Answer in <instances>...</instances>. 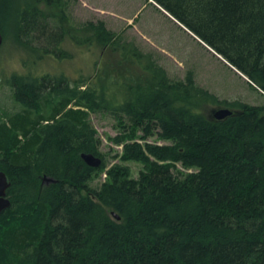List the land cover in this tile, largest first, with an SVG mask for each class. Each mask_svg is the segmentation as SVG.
I'll list each match as a JSON object with an SVG mask.
<instances>
[{"label":"trees","instance_id":"obj_1","mask_svg":"<svg viewBox=\"0 0 264 264\" xmlns=\"http://www.w3.org/2000/svg\"><path fill=\"white\" fill-rule=\"evenodd\" d=\"M153 1L264 92V0ZM35 2L17 10L16 38L45 35L39 4H65ZM82 29L86 41L120 55L98 84L42 75L11 82L28 111L0 125V171L11 180L0 264H264V107L220 101L192 74L170 80L103 21ZM204 102L233 115L209 118ZM92 112L118 122L110 139L123 151L110 168ZM84 153L101 167L88 166ZM126 162L144 166L138 179ZM101 173L105 181L91 186Z\"/></svg>","mask_w":264,"mask_h":264},{"label":"rangeland","instance_id":"obj_2","mask_svg":"<svg viewBox=\"0 0 264 264\" xmlns=\"http://www.w3.org/2000/svg\"><path fill=\"white\" fill-rule=\"evenodd\" d=\"M62 2L65 3L63 10L39 4L41 9L47 11L43 17L44 36L39 37V33L31 34L29 31L30 35L26 37L24 31L16 38L14 33L19 30L15 23L17 10L21 7L23 14L26 7L35 6L36 2L2 0L4 11L0 18V29L8 37L0 47V125L16 114L28 111L15 100V91L11 86L14 76L38 78L42 75L54 80L64 76L70 83L92 79L98 84L97 77L101 70L115 69L120 55L101 47L96 41L88 42L85 39L87 34L82 27L89 22L99 21L105 22L109 30L120 34L123 41L134 44L144 55H150L166 71L170 80L186 81L188 75L192 74L198 87L214 94L220 101L264 107V92L253 86L247 77L194 37L153 0ZM61 12H64L68 22H59L63 17ZM24 42H27V46ZM132 69L139 70L138 67ZM221 108L225 107L204 102L201 111L213 119L214 112ZM89 121L101 140L100 151L106 158L107 166L110 168L119 163L115 156L122 153L123 145L110 139L120 132L117 120L109 113L92 112ZM149 142L167 144L157 136L151 137ZM124 165L130 168L135 179L144 169L138 162H126ZM106 176V173H101L90 183L91 186H100Z\"/></svg>","mask_w":264,"mask_h":264},{"label":"water","instance_id":"obj_3","mask_svg":"<svg viewBox=\"0 0 264 264\" xmlns=\"http://www.w3.org/2000/svg\"><path fill=\"white\" fill-rule=\"evenodd\" d=\"M4 43V36L2 31L0 30V47ZM233 115V111L228 108H221L214 112V118L216 120H224L229 116ZM84 162L92 167L99 168L101 167L103 161L100 157L95 156L93 154H82L81 155ZM52 178L44 177V183L54 182ZM11 187V180L8 175L4 171H0V214L8 209L11 206V201L8 197V190ZM115 215V214H114Z\"/></svg>","mask_w":264,"mask_h":264},{"label":"bare ground","instance_id":"obj_4","mask_svg":"<svg viewBox=\"0 0 264 264\" xmlns=\"http://www.w3.org/2000/svg\"><path fill=\"white\" fill-rule=\"evenodd\" d=\"M16 28V27H15ZM189 31V30H188ZM191 34H193L191 31H190ZM19 35V34H18ZM195 36V34H193ZM115 214V213H114ZM118 220L120 219L119 216H117L116 214L114 215Z\"/></svg>","mask_w":264,"mask_h":264}]
</instances>
